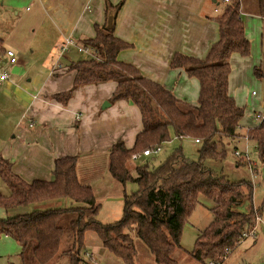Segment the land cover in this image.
I'll use <instances>...</instances> for the list:
<instances>
[{"label": "trees", "instance_id": "16d2710c", "mask_svg": "<svg viewBox=\"0 0 264 264\" xmlns=\"http://www.w3.org/2000/svg\"><path fill=\"white\" fill-rule=\"evenodd\" d=\"M105 3L106 19L109 15L113 17L112 27L106 28V23L96 25L93 37L78 41V45L91 50L90 54L69 63L67 67L74 73L72 86L52 98L66 104L74 88L112 81L116 87L110 101L122 99L137 106L142 128L133 145L128 148L123 141H117L108 150L111 178L122 185L132 181L137 189L131 193L123 190L121 217L102 224L96 219L99 205L91 185L78 179L77 156L55 158L51 180L25 181L0 153V179L7 187V193L0 192V207L7 214L0 217V237L7 236L19 245L22 264H51L57 255L66 257L67 264H81L88 231L94 232L102 246L124 264H136L133 235L145 245L156 264H178L173 255L182 249L183 224L199 195H203L214 202L212 220L197 235L188 253L202 264H223L251 224L254 208L247 212L237 209L242 199L251 198V182L230 180L206 165V161L226 159L225 139L234 142V150L243 136L239 128L245 110L228 93L230 56L250 54V42L240 17V0L225 2L214 16L218 38L203 58L175 53L170 60L171 68L181 69L197 79L199 91L194 104L176 97L134 65L118 60V52L130 46L113 30L123 0ZM258 12L264 18V0H258ZM6 51L0 38V57ZM254 75L262 76L259 68H254ZM247 134L249 141L263 153L264 119L249 128ZM172 136L198 139V160L176 151L157 165H149V155L140 158L135 168H129L127 162L132 154L161 147ZM235 162L242 164L240 159L235 158ZM58 198H69L79 204L28 212L18 210ZM14 209L16 214L8 215Z\"/></svg>", "mask_w": 264, "mask_h": 264}, {"label": "crops", "instance_id": "0c3cea01", "mask_svg": "<svg viewBox=\"0 0 264 264\" xmlns=\"http://www.w3.org/2000/svg\"><path fill=\"white\" fill-rule=\"evenodd\" d=\"M30 1L35 7L31 20L38 16L40 22L57 31L60 39L73 38L77 46L81 39L95 35L96 25L106 23L105 2L115 4L119 0ZM0 3L3 5L4 0ZM224 3L223 0H123L113 30L130 46L118 52V60L134 65L176 97L196 103L197 79L181 69L171 68L170 60L175 53L196 58L206 55L218 38L213 18ZM240 17L250 42V54L230 56L228 93L243 106L246 113L241 122L246 119L253 122L251 128L257 124L254 113L264 114V18L259 15L258 0H240ZM55 50L56 46L50 44L49 57L25 61L28 63L25 68L13 63L9 66L12 77L0 85V113L3 111L5 118L0 122V153L25 181L51 180L55 158L108 156L109 148L117 141L130 148L142 128L136 105L122 99L110 101L116 87L112 81L76 87L66 104L52 98L53 94L71 88L74 79L73 71L67 67L74 61L65 58L60 62ZM66 52L67 49L62 56ZM56 60L59 68L53 66ZM255 67L260 69L261 77L254 75ZM22 68L28 75L27 84L17 82ZM106 101L109 104L102 107ZM241 128L240 125V132ZM248 241L247 249L257 247L264 243V236ZM103 248L89 249L84 264H92L93 258L97 263L106 257L111 262L108 254L111 252Z\"/></svg>", "mask_w": 264, "mask_h": 264}, {"label": "rangeland", "instance_id": "374dc122", "mask_svg": "<svg viewBox=\"0 0 264 264\" xmlns=\"http://www.w3.org/2000/svg\"><path fill=\"white\" fill-rule=\"evenodd\" d=\"M34 12L35 7L31 4L30 0H4L3 5L0 3V38L3 39L4 47H9L13 52L16 60L14 62L15 64L25 68L28 67L26 66L28 63L25 64V61L29 62L32 59L41 61L45 56L49 57L47 51L50 44L56 46L55 52L59 55V61H62V63L66 60L65 58L76 62L85 57L79 53L73 38V43L66 46L67 52L65 54L68 57L65 54L62 56L61 46L64 40L57 36L55 29L44 22H40L38 16L34 20H31L33 17L32 13ZM68 52H70L69 55ZM87 55L89 56V53ZM10 65H13V63L9 64L8 57L5 54L2 55L0 57V71H6L9 77H12L9 70ZM24 68L19 71L18 84H27L26 79H28V75L25 74ZM245 118H247L246 114ZM3 120L5 118L2 111L0 113V122H3ZM247 121L246 119V122H241V134H245L253 124V122ZM224 142L228 149L226 159L222 162L206 161V165L230 180H246L251 182L253 186L251 198L246 197L242 199L237 209L242 212H247L253 206L254 208H259L260 211L258 209L257 211L262 212L264 215V167L262 166L264 164V149L263 153H261L255 147L253 141L247 142L246 144L244 140H240L239 146L237 145L239 149L244 150L246 147L243 144H246L250 158L256 164L255 167L258 169V174L255 178H252L248 170L247 161L233 155L232 146L234 142L226 139ZM176 151H181L188 159L197 161L199 158V143H195L191 137L178 139L172 136L168 142L161 145L158 153L149 157V165H157ZM235 158L236 160H242V164L237 165ZM138 163L140 162L133 161L131 158L127 162L130 169L135 168ZM77 172L78 179L81 183L91 185L92 193L99 205L96 219L102 224L118 220L122 213L123 190L126 193H131L137 189V185L132 181H128L122 185L120 182L112 179L108 172V156L106 155L79 159ZM0 192L3 194L7 193V187L1 179ZM78 204L69 198H58L32 203L18 210L28 212L31 210L69 207ZM213 206L214 202L211 199L199 195L197 204L191 210L182 227L180 236L182 249L176 250L173 255L178 264H202L193 259L188 251L193 248L195 239L200 231L210 224L212 220L211 208ZM15 212V209L10 210L8 211V215H15ZM6 215L5 210L0 207V217H6ZM259 235L261 236V233ZM248 240L240 245L243 242L241 241L238 244L239 246L237 245L233 252L224 260L223 264H264V243L257 247L247 249L250 243ZM85 242L86 245L82 250L83 263L81 264H84V260L88 259L89 249L92 251L97 247L105 250L96 234L92 231H88L85 234ZM133 244L136 250L134 258L136 264H156L145 245L134 235ZM19 252V245L13 239L0 237V264H22ZM108 254L110 259L112 258L111 262L106 257L94 263L96 258H93L92 264H124L120 258L112 253ZM51 264H67V259L66 257L57 255Z\"/></svg>", "mask_w": 264, "mask_h": 264}, {"label": "built area", "instance_id": "2783aa9c", "mask_svg": "<svg viewBox=\"0 0 264 264\" xmlns=\"http://www.w3.org/2000/svg\"><path fill=\"white\" fill-rule=\"evenodd\" d=\"M224 2H228L229 0H223ZM73 41L71 38H66L64 40V42L62 43L61 46V52H64L66 50V46L69 44H72ZM77 49L80 53H84V56H86L88 53L90 54V49L89 48H84L80 45H77ZM7 56L9 57V62L10 63H14L15 62V58H14V54L11 50H7L6 51ZM53 66H55V68H59L61 65L58 62V60H56L53 63ZM9 77V74L6 71H0V85L6 81ZM254 118L255 120H257V123L261 122L264 119V114L261 112H256L254 114ZM33 123L30 122V126ZM249 129V128H248ZM242 140L245 141V143L247 144V142H249V138H248V134L247 132L242 136ZM193 141L195 143L199 142L198 139H193ZM246 148L244 150H241L239 148H235L233 150V155L237 158H240L242 160H246L247 161V166H248V170L250 171V175L252 178H255L258 174V169L256 166V164L253 162V160L250 158L249 155V151L247 149V146H245ZM161 147H155V148H148L143 150L140 153H134L131 155V159L133 161H138L140 158L145 157V156H149V155H153L156 154L160 151ZM262 166L264 167V164H262ZM259 233H261V235L264 236V215L262 214V212L257 211L256 208H253V218L251 220V224L249 225V227H247L246 229H244V231L241 234V239H240V243L241 241H244L246 239H250V240H255L258 236ZM208 264H218V263H214V262H209Z\"/></svg>", "mask_w": 264, "mask_h": 264}, {"label": "water", "instance_id": "95a60500", "mask_svg": "<svg viewBox=\"0 0 264 264\" xmlns=\"http://www.w3.org/2000/svg\"><path fill=\"white\" fill-rule=\"evenodd\" d=\"M112 23H113V17H112V15H109V16L107 17V20H106V28L110 29V28L112 27ZM108 104H109V103L106 102V103H104V104L102 105V107H104L105 105H108Z\"/></svg>", "mask_w": 264, "mask_h": 264}]
</instances>
